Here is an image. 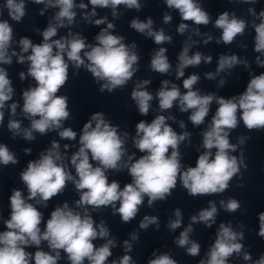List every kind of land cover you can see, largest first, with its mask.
Wrapping results in <instances>:
<instances>
[{
    "label": "clouds",
    "instance_id": "clouds-1",
    "mask_svg": "<svg viewBox=\"0 0 264 264\" xmlns=\"http://www.w3.org/2000/svg\"><path fill=\"white\" fill-rule=\"evenodd\" d=\"M36 4H45L46 0H33ZM169 9L179 12L182 21H191L195 25H208L211 17L198 3V0H164ZM243 3H256L257 0H241ZM93 10L85 14V19L95 16V9H112V16L117 17L116 11L120 5L128 9H141L140 0H89ZM59 8L55 14V24L49 23L43 31V42L33 44L28 38L19 41L21 52L30 54L19 55L18 62H29L28 75L31 76L36 86L23 92V114L30 120L29 128H21V122L10 119L8 129L13 137L22 134L26 140H34L33 132L45 134L48 131L61 129L62 122L70 116L68 110V98L57 95L59 90L68 80V68L71 62L77 69L85 67L97 81H104L100 91L112 92L116 88H122L132 79L137 68L139 56L136 53V45L123 43L124 37L113 35L109 29H113L112 23L107 24L96 37V44L89 45L79 34L69 33V37L53 40L57 35L58 28L71 25L75 19L77 7L75 0H47L46 7ZM4 7L8 11L11 20L20 22L25 16V0H6ZM78 7L86 9L87 4L81 2ZM249 13L260 22H252L255 30L254 52L260 54L256 57L258 67L264 68V10L258 15L253 8ZM2 15V11H0ZM105 19L95 20L96 25L103 24ZM172 17L164 14V23H169ZM130 27L137 32L152 37L157 45L171 42V37L165 35L164 30L153 29V20L149 17L146 21L133 19ZM214 27L221 30L217 44H232L238 36H244L248 22L238 18L234 13L225 11L214 22ZM188 29L187 23H180L177 31L184 34ZM199 35V29L193 30ZM207 35V34H206ZM13 37V28L8 20H0V64H11L13 51L8 54V49ZM213 38L207 35L204 43L207 44ZM194 44L195 41H192ZM191 44L185 45L178 57L176 75L177 78L184 76V69L190 66H198L201 62L210 63L211 56H204L197 51L189 55ZM87 49V50H86ZM83 53V56L81 55ZM166 49L161 47L154 52L151 59V70L166 74L171 69V64L165 55ZM67 57V59H65ZM85 59L87 63L85 62ZM238 64L249 67L248 61L241 60L237 55H221L218 59L216 73L232 69ZM250 79L246 90L238 96L225 99L215 94H201L193 90L199 76L190 75L183 80L181 93L177 85L169 87V81L164 80L158 91L157 99L161 111L169 110L174 103H178L181 112L191 110L189 116L194 126L204 123L208 116L210 106L215 101L218 105L210 124L202 133V147L205 151L199 155L195 167H187L181 170L179 145L190 136V133L178 134L166 123L164 115H157L151 123L141 120L136 125V137L133 138L134 146L141 153L140 158L134 160V154L126 155L125 138L118 134L116 126L106 122L103 113H94L90 120L84 124L82 134L79 136V148L70 157V164L75 169V176L63 163L65 157L60 152V145L53 141L51 147L40 154L39 159L29 161L27 167L20 173V179L27 189V197L19 189H13L9 197L10 218L4 220L5 231L0 232V264H58L61 258V250L66 254L69 264H107L112 256V248L116 246L114 238H109V229L104 221L99 225L93 220L88 208L99 210L111 206L113 214L119 213L125 223L133 220L140 210V206L147 197L151 207L156 201H165L172 195V190L177 187L179 179L182 187L188 195L211 196L224 193L230 187L234 177L242 179L241 169H247L244 152L239 157L232 155L238 147L244 145L250 137H238V144L230 142V132L238 127L240 121L249 130H264V72L259 75L250 73ZM209 80L215 78V74L207 73ZM20 78H25V73H20ZM7 71L0 67V124L4 121L5 104L12 99L13 88ZM150 81L137 82L131 92L132 99L136 102L141 115H147L151 107L150 101L153 95L145 90ZM224 80L220 81L222 86ZM17 104L10 105L11 114H16ZM239 113V115H238ZM93 122L95 125L93 126ZM180 127L184 128L183 121ZM61 139L75 140L77 133L71 128H63L59 131ZM68 148V145L64 146ZM171 149V152H170ZM215 149V153L212 152ZM26 153L30 149L24 150ZM16 155L9 150L7 145L0 144V164L15 165ZM92 162H95V166ZM127 169L132 182L127 183L121 189L120 184L113 180L109 183L107 172L109 170L121 171ZM71 181L79 192V199L75 201L76 208L84 211H76L69 207L67 202L57 206L47 219L46 225L41 230L43 213L36 205L47 207V202L62 193L67 182ZM243 187V184H238ZM30 201H35V204ZM117 203L119 207H117ZM220 208L227 213H235L241 208V203L235 198L219 201ZM218 208L216 202L209 200L208 207L201 209L197 214L190 217V222L180 232L174 243L183 248L186 254L196 257L200 254L201 245L190 238L194 231L193 225L203 223L211 228L216 223ZM175 219H170L167 227L175 231L182 225V212L179 208L174 210ZM259 231L257 235L264 238V212L258 213ZM150 225H156L159 229V220L156 216L145 215L139 224L141 229H147ZM233 228L231 222L220 223L215 234V240L210 245L206 257L199 264H229V259L234 255L246 262L252 261V255L245 249L241 242L245 239L243 231L245 225L241 222ZM131 240H138L134 232L130 234ZM106 240L97 247L93 241ZM47 242L49 251L41 249L42 242ZM125 255L112 264H135L131 255L132 244L123 242ZM34 246L37 250L33 253L26 251L27 247ZM148 260L147 264H178L177 260L168 253L157 255ZM252 264H264V254L253 261Z\"/></svg>",
    "mask_w": 264,
    "mask_h": 264
}]
</instances>
